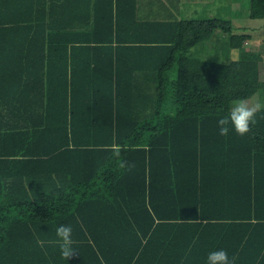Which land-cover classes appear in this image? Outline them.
<instances>
[{
  "label": "trees",
  "instance_id": "1",
  "mask_svg": "<svg viewBox=\"0 0 264 264\" xmlns=\"http://www.w3.org/2000/svg\"><path fill=\"white\" fill-rule=\"evenodd\" d=\"M180 3L0 0V264H207L218 249L264 264V111L245 136L217 127L238 99L264 104L261 54L219 15L242 5L179 18ZM244 13L264 18V0ZM217 30L238 58L211 55Z\"/></svg>",
  "mask_w": 264,
  "mask_h": 264
},
{
  "label": "clouds",
  "instance_id": "2",
  "mask_svg": "<svg viewBox=\"0 0 264 264\" xmlns=\"http://www.w3.org/2000/svg\"><path fill=\"white\" fill-rule=\"evenodd\" d=\"M261 111H264V104L262 103L253 104L246 99L234 101L227 115L220 117L217 121L219 134L226 137L230 131H235L236 134L245 136L251 131V126L257 123L256 114ZM111 150L113 155L119 159L122 151L121 147L113 146ZM120 167L131 170L135 165L125 160L120 164ZM72 231L71 225L64 224L55 229L56 235L62 241L60 243V254L65 260L70 259L77 252L72 247ZM206 260L207 264H235V257L230 258L224 249L210 251Z\"/></svg>",
  "mask_w": 264,
  "mask_h": 264
},
{
  "label": "rangeland",
  "instance_id": "3",
  "mask_svg": "<svg viewBox=\"0 0 264 264\" xmlns=\"http://www.w3.org/2000/svg\"><path fill=\"white\" fill-rule=\"evenodd\" d=\"M164 3H168L169 0H163ZM196 2L198 0H195ZM209 2V0H203ZM210 1H218V0H210ZM221 1V0H219ZM246 1V0H242ZM184 2H189V1H184ZM206 2V3H207ZM240 2V0H224V5L229 9L230 12H232L234 7L236 6H241L239 11H236L237 17H232L231 13H226V10L224 13L219 14L220 16L223 17H229L232 19V23L234 25V33H244L248 34L249 38H247L243 42V48L245 50H249L253 53L259 52L261 54V60L258 62V73H259V78H258V89L264 90V40H263V30H264V18H249L248 16L245 15L244 10H247L248 8V0L247 4H245L246 8L243 7L244 3ZM233 3V4H232ZM156 3H151L149 5L155 6ZM205 3H202L204 5ZM200 7V6H198ZM212 7V6H211ZM199 12H197V15L193 16L195 18H201L206 16L207 14H203V11L205 10L204 7L198 8ZM210 10V9H207ZM179 18H187L191 16H186L184 13H181V10L178 14ZM224 33L217 30L214 33L213 39H214V45L215 51L217 53L211 54V55H216L218 54V59H226L229 57V59H236L240 56V49L239 48H229L227 45V37L223 35ZM227 50V52H226ZM227 53V54H226ZM226 56V57H225ZM250 103H257L258 102V97L257 94L254 93L252 94L248 99Z\"/></svg>",
  "mask_w": 264,
  "mask_h": 264
},
{
  "label": "crops",
  "instance_id": "4",
  "mask_svg": "<svg viewBox=\"0 0 264 264\" xmlns=\"http://www.w3.org/2000/svg\"><path fill=\"white\" fill-rule=\"evenodd\" d=\"M179 1L181 2L179 5V9L181 10V13H184L186 16H191V17L197 15V12H199L198 8L204 7L205 10L203 11V14L212 15L215 12H218V11L221 12V10L224 7V0H221V1L219 0L210 1L209 0V2L203 1V0H198L197 2L195 0H179ZM184 1H189V2H184ZM202 3H205V4L202 5ZM207 9H210V10H207Z\"/></svg>",
  "mask_w": 264,
  "mask_h": 264
}]
</instances>
